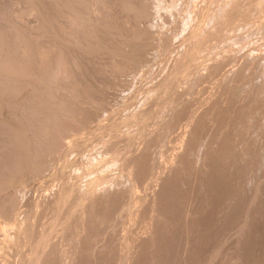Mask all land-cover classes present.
Wrapping results in <instances>:
<instances>
[{
	"label": "rangeland",
	"instance_id": "374dc122",
	"mask_svg": "<svg viewBox=\"0 0 264 264\" xmlns=\"http://www.w3.org/2000/svg\"><path fill=\"white\" fill-rule=\"evenodd\" d=\"M0 264H264V0H0Z\"/></svg>",
	"mask_w": 264,
	"mask_h": 264
},
{
	"label": "bare ground",
	"instance_id": "6f19581e",
	"mask_svg": "<svg viewBox=\"0 0 264 264\" xmlns=\"http://www.w3.org/2000/svg\"><path fill=\"white\" fill-rule=\"evenodd\" d=\"M0 216L2 217V218H6V213L4 212V210H2L1 209V207H0ZM3 224H2V221H0V227L2 226Z\"/></svg>",
	"mask_w": 264,
	"mask_h": 264
}]
</instances>
